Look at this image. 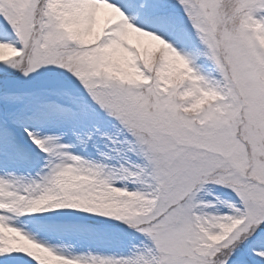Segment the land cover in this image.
I'll list each match as a JSON object with an SVG mask.
<instances>
[{
    "label": "rangeland",
    "instance_id": "1",
    "mask_svg": "<svg viewBox=\"0 0 264 264\" xmlns=\"http://www.w3.org/2000/svg\"><path fill=\"white\" fill-rule=\"evenodd\" d=\"M0 264H264V0H0Z\"/></svg>",
    "mask_w": 264,
    "mask_h": 264
}]
</instances>
